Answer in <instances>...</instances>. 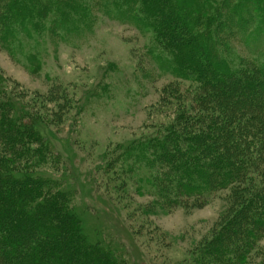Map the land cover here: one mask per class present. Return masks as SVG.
<instances>
[{
	"label": "trees",
	"instance_id": "1",
	"mask_svg": "<svg viewBox=\"0 0 264 264\" xmlns=\"http://www.w3.org/2000/svg\"><path fill=\"white\" fill-rule=\"evenodd\" d=\"M108 1L111 3L100 2L106 8L123 6L121 16L147 31H157L155 45L168 52L165 67H171L174 76L187 78L192 74L200 84L198 89L211 88L214 91H208L209 96H215L202 109L179 108L182 112L177 114L176 122L163 130L160 139L162 132H156L146 145H128L124 152L113 156L104 171L108 175L105 197L114 196L116 201L124 196L130 199V174L136 176L137 184L154 186L157 196L166 203L184 199V195L198 197L204 191L228 189L227 204L208 237L192 244L184 264H248L255 258L264 264V62L239 55V63H232L219 52V47L224 46L221 39L198 29L201 23L212 19L209 15L213 11L216 21L223 22L225 14L219 7L226 6L235 26L233 31L227 29L224 37L237 41L250 34L253 40L249 47L261 56L264 0ZM67 2L1 0L0 30L10 36L15 33V22L21 21L20 33L38 32L47 7L62 11ZM62 4L64 7L59 8ZM136 7L142 9L143 17L138 16ZM234 73H240L239 77L235 78ZM2 93L0 140L3 150L9 149L11 155L0 151V261L6 259L4 247H8L13 255L11 264H151L148 259L132 263L129 251L135 250L133 242L115 251L116 243L107 245L105 239L88 233L84 219L68 199L72 188L88 176L94 181L98 166L87 177L76 178L74 171L70 176L59 175L37 164L41 160L46 164L40 151L43 146L46 152L51 147L53 154L61 157L59 138L46 126L54 127L53 122L62 124L69 116L67 94L58 95L60 102L56 106H47L49 98L41 96L38 103L33 101L29 109H22L10 98L6 103ZM248 96L257 97L254 103L262 106H243L241 98ZM220 99L233 100L227 102L231 106H223ZM216 111L225 116L223 123H217L210 114ZM32 171L40 174L33 178L29 176ZM142 171H148L146 177H141ZM153 233L151 239L160 247L171 242L168 236L156 230Z\"/></svg>",
	"mask_w": 264,
	"mask_h": 264
},
{
	"label": "rangeland",
	"instance_id": "2",
	"mask_svg": "<svg viewBox=\"0 0 264 264\" xmlns=\"http://www.w3.org/2000/svg\"><path fill=\"white\" fill-rule=\"evenodd\" d=\"M100 1L111 3L108 0H68L67 7L63 4L59 7H64L62 11L47 7L38 32L20 33L21 21L15 22V33L10 36L0 30V86L3 85L0 92L6 103L10 98L11 103L22 109L33 106V101L38 103L36 100L40 101L41 96L49 98L45 102L47 106H56L60 102L58 95L66 93L69 116L62 124L53 122L54 127L46 126L58 136L57 142L62 145L58 156L62 158L54 155L51 147L46 152L43 146L40 151L46 164L41 160L38 166L59 175L73 174L76 178L87 177L90 170L98 166L100 170L94 181L88 176L68 195L84 219L85 230L105 239L107 245L116 243L115 251L133 242L135 250L129 251L132 263L148 259L151 264L163 261L184 264L192 244L208 237L227 204L228 189L204 191L198 197L184 195V199L166 203L157 196L154 186L137 184L136 176L130 174L127 176L131 198L124 196L116 201L114 196L105 197L108 175L104 171L113 156L124 152L126 146L146 145L156 137V132H162L160 139L163 130L176 122L181 108L183 111L184 108L192 111L204 108L215 96H209L208 91L214 90L198 89L200 84L192 74L187 78L174 76L172 68L165 67L168 52L155 45L153 38L157 31H147L121 16L123 6L106 8ZM240 1L233 0V3ZM219 8L225 14L223 22L216 21L217 14L213 11L209 15L212 19L201 23L198 29L221 39L224 46L219 47V52L224 59L237 64V56L242 55L264 62V51L260 56L249 47L253 40L250 34L237 41L224 37L227 29L233 31L235 19L226 6ZM136 9H139L138 16L143 17L142 9ZM261 16L264 17V11ZM239 74L236 73L235 78ZM224 100L220 101L223 106H231L228 103L233 99L227 100L228 103ZM255 100V96L241 98L243 106H262L255 104ZM210 114L217 123L225 121L221 112ZM18 124L22 123L18 121ZM2 144L0 140V151H6L10 157L9 149L3 150ZM140 157L141 154L137 159ZM113 166L116 167V163ZM71 171L74 172L71 174ZM147 172L142 171L141 177H146ZM39 174L32 171L29 176L34 178ZM86 183L89 184L86 186ZM153 229L168 236L169 245H157L158 242L151 239L155 235ZM115 233L120 236L117 238ZM4 248L7 249L6 259L0 264H11L13 255L8 247ZM259 261L255 258L248 264H259Z\"/></svg>",
	"mask_w": 264,
	"mask_h": 264
}]
</instances>
